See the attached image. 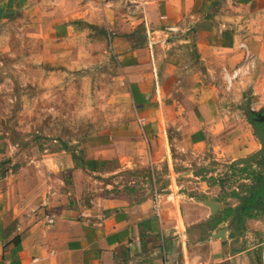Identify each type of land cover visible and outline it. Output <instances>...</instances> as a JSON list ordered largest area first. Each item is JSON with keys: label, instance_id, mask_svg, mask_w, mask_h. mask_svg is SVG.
Instances as JSON below:
<instances>
[{"label": "crops", "instance_id": "crops-1", "mask_svg": "<svg viewBox=\"0 0 264 264\" xmlns=\"http://www.w3.org/2000/svg\"><path fill=\"white\" fill-rule=\"evenodd\" d=\"M28 16L53 64L111 56L121 75L116 106L78 148L0 133V264H251L264 213L236 224L239 206L201 197L223 170L186 172L261 147L248 152V134L210 139L227 126L226 76L241 67L235 82H264V0H0V21ZM221 228L234 237H214Z\"/></svg>", "mask_w": 264, "mask_h": 264}, {"label": "rangeland", "instance_id": "rangeland-1", "mask_svg": "<svg viewBox=\"0 0 264 264\" xmlns=\"http://www.w3.org/2000/svg\"><path fill=\"white\" fill-rule=\"evenodd\" d=\"M49 39L34 17L0 21V133L3 139L23 148L32 143L50 147L54 140L61 146L78 148L90 134L100 129L103 124L100 120L108 118L116 106L114 97L121 74L111 56L107 62L91 67L53 64ZM226 79L220 108L227 126L215 139L211 137L210 144L221 146L228 135L232 139L248 134L249 152L261 146L250 116L252 111H264V82L255 89V85L243 84L242 78L232 84L227 76ZM219 152L222 149L219 148ZM202 159L199 164L190 166L193 178V171L200 164L218 166L223 175L218 177L221 189L201 197L222 198L225 204L242 206L260 186L250 169L235 164L230 157L228 161L212 163L207 162L208 158ZM261 161L256 160L254 164ZM260 172L264 175V165ZM203 176L213 179L212 172L196 178ZM227 198L231 199L226 201ZM250 213L253 216L264 213V204L254 206ZM263 241L264 237L252 239L255 247L251 251V264H264Z\"/></svg>", "mask_w": 264, "mask_h": 264}, {"label": "water", "instance_id": "water-1", "mask_svg": "<svg viewBox=\"0 0 264 264\" xmlns=\"http://www.w3.org/2000/svg\"><path fill=\"white\" fill-rule=\"evenodd\" d=\"M251 113L256 115V116H259V118L255 119L256 121L264 122V111H252ZM252 128H253L257 138L259 139L261 147L257 151H255L254 153H252L248 156L236 159L234 161L235 164L246 166L249 169H252L254 161L259 160L260 158L264 157V130L262 128H260L258 126V124H256V123H252ZM216 170H217L216 167L204 166V167H200L197 170L193 171V175H195L196 177H199V176H202L206 173L214 172ZM186 173L190 174L191 172H186ZM204 204L209 206L213 213H216L220 207V205L216 201L210 200V199L205 200ZM213 236L214 237H222V238H225V237L233 238L234 232L232 231V232H230V234L226 235V228H221L218 232L213 234Z\"/></svg>", "mask_w": 264, "mask_h": 264}, {"label": "trees", "instance_id": "trees-1", "mask_svg": "<svg viewBox=\"0 0 264 264\" xmlns=\"http://www.w3.org/2000/svg\"><path fill=\"white\" fill-rule=\"evenodd\" d=\"M264 188H258L255 190V196L252 198H246L244 200V204L242 206H239L235 209L229 210V213L235 212L236 213V224H241L245 218L247 217H253V214L250 213L251 209L254 208V206L260 204L257 201V196L259 194H262ZM264 199V197H263ZM228 213V214H229Z\"/></svg>", "mask_w": 264, "mask_h": 264}, {"label": "flooded vegetation", "instance_id": "flooded-vegetation-1", "mask_svg": "<svg viewBox=\"0 0 264 264\" xmlns=\"http://www.w3.org/2000/svg\"><path fill=\"white\" fill-rule=\"evenodd\" d=\"M256 118H259V116H256V115H252L251 114V116H250V120H251V122L252 123H256V124H258V126L260 127V128H262L263 130H264V122H258V121H256L255 119ZM259 160H264V157H262L261 159H259ZM255 176H257V181H258V183H259V189L260 188H264V175H263V173H261V172H259V173H253ZM259 175H262V176H259ZM258 189V188H257ZM255 196V191H253L252 193H251V195L249 196V197H247V198H252V197H254ZM263 197H264V189H263V192H262V194H259L258 196H257V201L260 203V204H264V199H263ZM244 203V202H243Z\"/></svg>", "mask_w": 264, "mask_h": 264}, {"label": "built area", "instance_id": "built-area-1", "mask_svg": "<svg viewBox=\"0 0 264 264\" xmlns=\"http://www.w3.org/2000/svg\"><path fill=\"white\" fill-rule=\"evenodd\" d=\"M249 60V56L248 54H246V61ZM242 72V68L241 67H238L237 69H235L232 73H230L229 75H227V78H228V82L230 84H232L238 77L239 75L241 74ZM155 208L157 209L158 208V200H156V203H155ZM47 224H53L54 222V218L52 217H48L47 218Z\"/></svg>", "mask_w": 264, "mask_h": 264}]
</instances>
